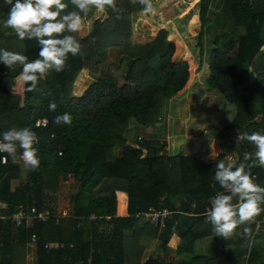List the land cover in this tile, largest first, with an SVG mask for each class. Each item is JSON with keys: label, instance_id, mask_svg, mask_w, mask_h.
I'll return each instance as SVG.
<instances>
[{"label": "trees", "instance_id": "obj_1", "mask_svg": "<svg viewBox=\"0 0 264 264\" xmlns=\"http://www.w3.org/2000/svg\"><path fill=\"white\" fill-rule=\"evenodd\" d=\"M63 2L68 4L65 12L74 10L70 2ZM115 3L121 10L119 18L106 9V17L94 21L86 37L71 34L80 42L83 54H69L63 72L50 71L40 78L39 91H26L28 85L18 79L22 67L9 70L0 63V134L30 128L37 133L33 147L41 161L35 171L26 168L25 182L13 190H9V182L17 176L18 163L8 159L0 166V200L11 206L5 214L9 216L19 207L47 208L44 194L55 192L59 180L69 179L77 187L71 215L65 219L71 229L54 217L18 228L22 241L31 234L38 238L36 264H166L158 257H143L141 239L155 238L158 230L142 216L150 208L170 212L162 229L176 233L167 242L177 256L192 254L193 244L204 236L212 238L210 259L191 256L189 262L180 264H231L244 255L246 264L253 263L248 254L251 234H242L234 249L223 256L226 242L216 237L206 219L211 196L221 191L229 194L214 178L216 163L153 151L145 157L148 141L135 146L127 142L130 120L142 127L156 123L160 100L178 96L190 83L193 70L182 41L168 31L174 18L167 11L171 8L163 6L144 14L130 0ZM176 4L172 8L184 13L186 8ZM198 4L200 37L222 24L219 35L214 36L205 86L233 110L231 121L214 139L238 144L239 164H251L255 146L237 138L244 132H264V0H198ZM0 49L25 55L29 61L39 58L35 39L0 34ZM114 49L125 61L120 85L100 65L105 51ZM82 69L97 80L76 97L71 95V87ZM82 77L83 73L76 80V93ZM50 102L57 104L55 112L48 110ZM64 112L72 115L71 124H55L54 117ZM37 119H45L46 127L35 128ZM116 149L120 150L118 157ZM246 152L252 159L244 160ZM255 162L251 176L263 187L264 170ZM46 243L61 247L44 248Z\"/></svg>", "mask_w": 264, "mask_h": 264}, {"label": "clouds", "instance_id": "obj_2", "mask_svg": "<svg viewBox=\"0 0 264 264\" xmlns=\"http://www.w3.org/2000/svg\"><path fill=\"white\" fill-rule=\"evenodd\" d=\"M141 6L144 14L154 12L152 0H130ZM72 11L65 12L68 4L63 0H4L9 6L4 26L12 29L20 40L35 39L39 44V58L29 61L28 57L16 52L0 49V63L9 70L22 67L18 79L27 86L26 91H39L38 81L50 71L63 72L67 67L69 54L72 57L82 55V46L74 33L83 29L81 13L87 15L93 8L98 13L111 9L119 18L120 9L115 0H70ZM69 33V34H65ZM50 112L57 110V104L50 102ZM72 115L64 112L54 117L55 124H71ZM230 119V118H229ZM238 140H246L255 146V161L264 166V132H244L238 134ZM37 133L30 128H12L0 134V153H6L4 160L11 158L13 162L22 161L25 168L35 171L41 161L36 149ZM252 159L249 153L244 154V160ZM251 164L225 163L220 159L215 164V180L229 194H217L211 201V208L205 213L206 219L212 225L216 237L225 240L232 238L239 226L243 227V235L251 234L250 225L256 222L264 208V187L254 183L250 169L257 166ZM248 169V171H246ZM234 198L238 203H233Z\"/></svg>", "mask_w": 264, "mask_h": 264}, {"label": "rangeland", "instance_id": "obj_3", "mask_svg": "<svg viewBox=\"0 0 264 264\" xmlns=\"http://www.w3.org/2000/svg\"><path fill=\"white\" fill-rule=\"evenodd\" d=\"M115 1L121 4L122 0ZM177 1L181 3V7L186 8L184 13L178 14V10L172 8L171 4L174 3L176 6ZM177 1L164 0L160 2L157 0V4L153 3V8L154 11L159 10L156 8L160 4L161 6L159 7L168 6L171 8V10L167 9V11H171L174 14V18L171 19L169 23L170 26L168 27V31L169 33L174 32L185 46L190 56L193 77L188 86L178 96L171 99L160 100V118L156 123L142 127L137 126L133 120H130L125 133L126 140L130 145H139V143H143L148 139H150L151 142H156L157 144L154 147L157 155L167 154L175 156L177 152H197L192 146L196 141L199 145V136H209L208 133L217 130L220 125L227 122L229 115L233 114L232 107L225 106L220 96L214 91H208L205 86V77L209 76V74H207L208 59L210 52L214 48V36L219 35L222 24L220 22L219 27H212L210 35L200 37L199 32L201 23L198 17V0ZM228 24L229 22H227V25ZM105 52L107 54L100 59L102 72L120 85L125 69V61L116 54V49H114L113 52L107 50ZM215 118L219 120L212 125L211 120ZM206 127H209V130H206ZM210 137L211 136H209V138ZM183 141L187 142L188 147L186 149L182 146ZM184 144L186 145V143ZM153 152L144 150L143 156H150ZM24 179H26V177ZM63 190L68 194L73 192L72 186L70 185L65 186ZM76 190L74 191L76 192ZM170 201L175 204L173 199H170ZM63 205L64 201L59 200L58 205L55 207H61ZM140 243L143 245L147 244L145 239H141ZM151 246L152 245H149L148 247L150 248ZM165 256L169 258L171 255L167 253ZM171 259L173 260L174 258Z\"/></svg>", "mask_w": 264, "mask_h": 264}, {"label": "crops", "instance_id": "obj_4", "mask_svg": "<svg viewBox=\"0 0 264 264\" xmlns=\"http://www.w3.org/2000/svg\"><path fill=\"white\" fill-rule=\"evenodd\" d=\"M66 1L70 2V0H66ZM158 1L162 2L164 0H158ZM174 1H177V0H174ZM152 2L157 4V0H152ZM159 6H161V4ZM159 6L156 9H160L161 7ZM8 10H9V6L4 4V0H0V34L5 37L16 35V33L12 29L4 26V21L6 20ZM105 17H106L105 12L98 13L93 8L87 16L82 17V20H83L82 31H80L79 33H74V34L76 35L77 38H80V39L83 37H86L91 32L94 21L96 20L101 21ZM81 73H83V77L78 87L79 92L76 93L74 91L75 83H76L78 76ZM207 78L208 77H205V79ZM96 80H97L96 75L88 72L86 69L80 70V72L78 73V75L76 76L72 84L71 95L79 96L80 94H82V92L85 91V89H87L90 85L95 83ZM232 117H233V114L229 115L227 122H225L223 125H220V127L217 130L212 131V133L210 132L211 134L208 133L209 136H211L210 138L209 136L202 137V135H200L199 145L200 144L201 145L199 146L196 141L195 144H193L192 146V148L196 150L197 152L195 151H194L195 153H193L192 151L191 153H186V151L185 153L177 152L175 156H188V157L201 160L205 163H216L218 160L224 159L226 164L230 162L238 166L239 165L238 155L240 154L241 147L238 144L229 145L225 141H218L214 139V135L222 127L226 126L231 121ZM218 120L219 119H216V118L212 119L211 124L214 125L216 122H218ZM206 130H209V127H206ZM146 141H148L149 144H148V148L147 149L145 148L144 150L154 151V153H156L155 151L156 149L154 146L157 143L154 141L151 142L150 139ZM184 143H186V145ZM182 146H184L186 149L188 147L187 142L183 141ZM115 155L117 157L120 155L119 149L115 150ZM171 155H174V154H171ZM227 159L230 161H228ZM9 161L12 163H16L11 160ZM17 163H18V173L15 178L10 180L9 190H13L14 187L18 186L21 183H24L26 180L24 178L25 177L27 178V169H25L24 164L20 161L19 162L17 161ZM261 168L264 170V166H261ZM68 185L72 186L73 192H71L70 194L65 193L63 190V188ZM262 185L264 187V176L262 178ZM74 186L75 185L73 184V182L69 179L67 181L59 180L58 185H57V190L55 192H48L44 194V203L47 204V208H44V209L50 210L51 213L55 216L56 221L63 222L64 228L69 227V225L65 224L67 222L65 219H68L72 212L73 199H74L75 194L77 193L76 186L75 188ZM74 190H76V192ZM59 200L64 201V205L61 207L60 206L55 207L56 205H58ZM238 202H239L238 199L234 198L233 203L235 204ZM10 207H11L10 205H6L3 203V201L0 200V218L7 217V215L5 214V209L6 208L9 209ZM261 207L264 208V204H262ZM61 213H65V217L62 218ZM243 227L244 226H239L237 229V232L240 234L234 235L232 238L227 239V240L224 239L226 243L222 249L223 256L229 254L234 249L235 241L243 234ZM69 228L71 229V226ZM250 228H251V235L248 240L249 241L248 254L250 252L253 257V263L251 262V264H264V212H261V214L256 219V222L250 225ZM19 230L13 228L12 224L9 221L0 219V237L3 242L2 243L3 246L0 247V264H36L37 246L36 244L35 245L30 244L28 242L27 237L26 239L22 241V239L19 238V233H18ZM174 237H176V233L168 234L167 231H163V229L159 228L157 230V236L155 238L151 240H145L147 244L145 245V252H144L143 257L144 258L158 257L161 260L165 261L166 264H180L182 262H189L191 256H196V257L200 256L206 259H210L212 257V238L210 236H204L203 238L197 240L193 244L192 252H191L192 254H188V255L183 254L180 256H177L174 253V249L172 248V246L168 245L169 240ZM149 245H152V246L149 248L148 247ZM167 253H170L171 255L169 258L165 256ZM246 256L247 255H244L240 257L239 259H236V258L233 259L234 262L231 264H246V260H245ZM171 258H174V259L172 260Z\"/></svg>", "mask_w": 264, "mask_h": 264}, {"label": "built area", "instance_id": "obj_5", "mask_svg": "<svg viewBox=\"0 0 264 264\" xmlns=\"http://www.w3.org/2000/svg\"><path fill=\"white\" fill-rule=\"evenodd\" d=\"M46 120L45 119H37L34 121L33 126L35 128H44L46 127ZM6 153H0V165H5L8 162L7 160H4L3 158L6 157ZM22 162V161H20ZM23 163V162H22ZM217 194H223L222 192H216L214 193L211 198L209 199V205L205 210V213L208 209L211 208V201L215 198ZM170 215V212H168L166 209L156 210V209H148L147 212L143 213L142 216L145 217L151 223L154 227H157L158 229L163 228L164 226V218L168 217ZM55 218L54 215H52L51 211L48 209H41L37 210L35 207H29L28 209H22L18 208L13 213H11L7 217H1L0 219H4L9 221L13 228H27L29 227L33 222H45L49 218ZM61 217H65V213H61ZM56 219V218H55ZM38 241V238L31 234L29 236L28 242L32 245H35ZM0 247H2V239L0 237ZM54 247H61V245L57 244H44V248H54Z\"/></svg>", "mask_w": 264, "mask_h": 264}, {"label": "water", "instance_id": "obj_6", "mask_svg": "<svg viewBox=\"0 0 264 264\" xmlns=\"http://www.w3.org/2000/svg\"><path fill=\"white\" fill-rule=\"evenodd\" d=\"M9 160H11V161H12V159H11V158H9Z\"/></svg>", "mask_w": 264, "mask_h": 264}]
</instances>
